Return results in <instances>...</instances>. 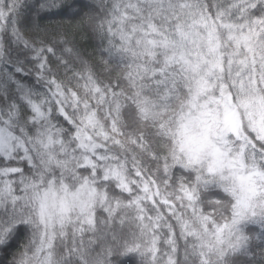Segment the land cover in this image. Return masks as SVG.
Returning a JSON list of instances; mask_svg holds the SVG:
<instances>
[{
  "label": "snow or ice",
  "instance_id": "obj_1",
  "mask_svg": "<svg viewBox=\"0 0 264 264\" xmlns=\"http://www.w3.org/2000/svg\"><path fill=\"white\" fill-rule=\"evenodd\" d=\"M12 248L8 264H264V0H0Z\"/></svg>",
  "mask_w": 264,
  "mask_h": 264
},
{
  "label": "trees",
  "instance_id": "obj_2",
  "mask_svg": "<svg viewBox=\"0 0 264 264\" xmlns=\"http://www.w3.org/2000/svg\"><path fill=\"white\" fill-rule=\"evenodd\" d=\"M26 2L28 4H32V5H36L39 2H41V0H26ZM66 2H71V0H66ZM89 2H92V0H89ZM53 21L45 19L42 23H41V29H43V26L45 24L51 23ZM74 39L84 48L87 49L88 52H93V43L94 41L91 40L89 38L88 35H78V36H74ZM98 59V57H97ZM103 78V77H101ZM129 117L126 116L125 119H128ZM227 211L224 212V215H227ZM136 236H138V233H136V229L134 227L131 226H126L123 230V232L121 233V243H131L134 238H136ZM22 240L24 239L23 237L21 238ZM15 248L9 249L8 251H4V250H0V264H8V262L11 260L12 258V253L15 252ZM122 260H128L130 259V257L128 256H122L121 257ZM136 261V264H139V259L138 258H134Z\"/></svg>",
  "mask_w": 264,
  "mask_h": 264
}]
</instances>
